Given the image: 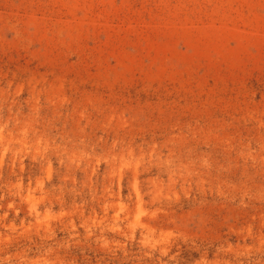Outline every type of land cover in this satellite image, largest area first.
Wrapping results in <instances>:
<instances>
[{
    "label": "rangeland",
    "instance_id": "374dc122",
    "mask_svg": "<svg viewBox=\"0 0 264 264\" xmlns=\"http://www.w3.org/2000/svg\"><path fill=\"white\" fill-rule=\"evenodd\" d=\"M0 264H264V0H0Z\"/></svg>",
    "mask_w": 264,
    "mask_h": 264
}]
</instances>
